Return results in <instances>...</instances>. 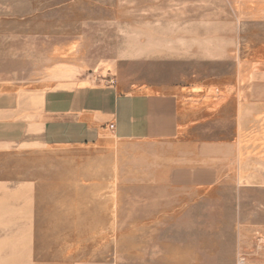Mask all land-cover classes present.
Here are the masks:
<instances>
[{"label":"rangeland","instance_id":"374dc122","mask_svg":"<svg viewBox=\"0 0 264 264\" xmlns=\"http://www.w3.org/2000/svg\"><path fill=\"white\" fill-rule=\"evenodd\" d=\"M259 59L264 71V0H0V92L61 79L191 93L239 67L246 81ZM64 158L42 153L41 171ZM48 190L35 202L28 184L0 183V264H264V186L122 184L114 230L106 203L67 209Z\"/></svg>","mask_w":264,"mask_h":264},{"label":"crops","instance_id":"0c3cea01","mask_svg":"<svg viewBox=\"0 0 264 264\" xmlns=\"http://www.w3.org/2000/svg\"><path fill=\"white\" fill-rule=\"evenodd\" d=\"M260 65L250 66L246 81L239 67L235 80L196 83L191 93L122 92L61 79L47 89L2 91L0 183L28 184L35 202L49 188L48 200L68 202L67 209L77 208L69 202L102 201L110 230L122 184L187 195H205L227 179L264 186ZM50 151H63L65 163L45 174L40 156Z\"/></svg>","mask_w":264,"mask_h":264}]
</instances>
